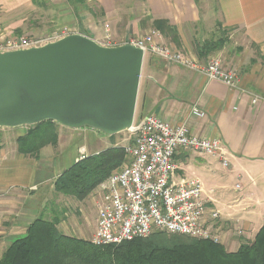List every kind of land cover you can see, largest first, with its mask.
Returning a JSON list of instances; mask_svg holds the SVG:
<instances>
[{"label":"crops","instance_id":"crops-1","mask_svg":"<svg viewBox=\"0 0 264 264\" xmlns=\"http://www.w3.org/2000/svg\"><path fill=\"white\" fill-rule=\"evenodd\" d=\"M92 1L104 17L131 14L128 0ZM140 4L142 16H149L152 23L167 20L177 32V42L162 33L165 44L203 63L219 54L225 67L240 71L238 85L230 88L150 54L143 63L135 116V121L156 114L174 124L186 123L193 134L223 143L229 154L228 167L216 155L181 152L176 159L181 177L198 178L203 183L208 213L219 212L221 244L228 251H237L243 243L253 241L264 224V63L255 54L258 47L264 55V0H140ZM34 5V0H0V36L15 34ZM220 30L229 36L223 49L200 56L199 48L217 38ZM79 32L99 38L90 24ZM193 107L204 115L193 114ZM0 131V261L8 247L24 237L41 216L59 219L58 228L66 235L93 237L97 215L87 213V204L72 211L68 201L75 198L57 193L55 181L82 156L124 146L129 138L114 141L93 129L59 125L57 144L45 145L33 155L18 148L17 139L26 129ZM93 193L83 201L76 200L87 203ZM240 229L244 230L242 236Z\"/></svg>","mask_w":264,"mask_h":264},{"label":"built area","instance_id":"built-area-1","mask_svg":"<svg viewBox=\"0 0 264 264\" xmlns=\"http://www.w3.org/2000/svg\"><path fill=\"white\" fill-rule=\"evenodd\" d=\"M76 32L81 33L64 26L42 36H0V51L39 47ZM114 39L112 29L106 23L102 37L95 40L102 45H120ZM125 43L142 48L145 55L150 53L201 72L209 80L222 81L230 88L236 87L240 80V71L225 67L219 57H210L203 63L165 44L162 33L156 28L121 44ZM255 102L257 99H254ZM192 112L204 115L198 107H193ZM127 131L129 141L123 146L127 157L125 163L93 193L97 230L91 241L97 246L118 245L164 232L221 244V233L217 227L219 212L212 210L208 213L203 183L198 178L181 177L176 158L181 152L216 155L228 167L229 154L223 143L218 139L195 135L186 123L174 124L156 114H147L134 121ZM238 233L242 236L244 230L240 229Z\"/></svg>","mask_w":264,"mask_h":264},{"label":"water","instance_id":"water-1","mask_svg":"<svg viewBox=\"0 0 264 264\" xmlns=\"http://www.w3.org/2000/svg\"><path fill=\"white\" fill-rule=\"evenodd\" d=\"M145 52L107 46L86 32L43 46L0 51V128L55 121L106 137L135 121Z\"/></svg>","mask_w":264,"mask_h":264},{"label":"trees","instance_id":"trees-1","mask_svg":"<svg viewBox=\"0 0 264 264\" xmlns=\"http://www.w3.org/2000/svg\"><path fill=\"white\" fill-rule=\"evenodd\" d=\"M34 3L45 7L47 0H34ZM152 25L178 41L177 32L167 20L157 19ZM224 43L223 37L207 40L199 48V55L210 54ZM257 56L264 63L258 47ZM58 126L51 120L26 126L25 133L17 139L19 151L34 155L45 145H56ZM126 159L123 146L85 156L56 179L55 190L83 201ZM58 220L44 216L35 219L27 234L8 247L0 264H264V224L253 241L243 243L237 251H228L211 240L164 232L118 245L97 246L90 240L64 234L58 228Z\"/></svg>","mask_w":264,"mask_h":264},{"label":"rangeland","instance_id":"rangeland-1","mask_svg":"<svg viewBox=\"0 0 264 264\" xmlns=\"http://www.w3.org/2000/svg\"><path fill=\"white\" fill-rule=\"evenodd\" d=\"M128 1H130V4L132 5V7L127 8L131 14L120 13V15L110 19L109 17H104V14L101 13L102 9L96 6L92 0H86L84 3H79L76 0H47L45 7L35 4L33 11L24 16V21L19 24V28L15 30L14 33L15 35L21 36H42L52 34L57 29L64 26H67L72 30L83 31L86 25L90 24L93 34L99 35L100 38L104 33V25L109 23L114 34L115 42L120 43L124 40L127 41L128 37L143 35L155 28L152 25L149 16H142L143 8L141 7L140 0ZM136 3L139 5H136ZM222 31L220 30L217 38L211 39L217 40L218 38H225L224 45L214 52L223 49L229 40L227 33L223 34ZM255 54L257 56V49ZM211 57L221 58L219 54H213ZM149 58L150 53H147L145 59L148 61ZM23 128L26 129L27 127L24 126ZM2 132L3 131H0V136L3 134ZM101 136L103 138H108L102 133ZM128 138V131H124L116 135L112 140L122 141L123 139L127 140ZM94 197V194H92L87 203L79 202L76 199H74L72 203L68 201L69 208H72V211H75L74 209L77 205L82 204L83 206L84 204H87V213L89 214L90 212L91 216L94 217L97 215L96 199ZM91 239L92 237L87 240L91 241Z\"/></svg>","mask_w":264,"mask_h":264}]
</instances>
